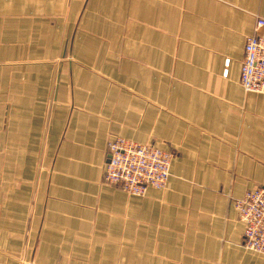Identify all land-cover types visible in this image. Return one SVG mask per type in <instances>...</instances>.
<instances>
[{"label": "crops", "instance_id": "crops-1", "mask_svg": "<svg viewBox=\"0 0 264 264\" xmlns=\"http://www.w3.org/2000/svg\"><path fill=\"white\" fill-rule=\"evenodd\" d=\"M51 4L0 0V264H264L233 206L264 186V95L240 84L264 0ZM118 137L173 155L167 189L105 182Z\"/></svg>", "mask_w": 264, "mask_h": 264}, {"label": "built area", "instance_id": "built-area-1", "mask_svg": "<svg viewBox=\"0 0 264 264\" xmlns=\"http://www.w3.org/2000/svg\"><path fill=\"white\" fill-rule=\"evenodd\" d=\"M224 75H228L227 69ZM240 84L246 93L264 95V18L257 17L254 33L246 39ZM108 153L104 178L107 184L138 197H144L150 189H167L171 178V153L151 144L119 137L108 143ZM233 206L245 226L243 247L263 254L264 186L247 191Z\"/></svg>", "mask_w": 264, "mask_h": 264}, {"label": "rangeland", "instance_id": "rangeland-1", "mask_svg": "<svg viewBox=\"0 0 264 264\" xmlns=\"http://www.w3.org/2000/svg\"><path fill=\"white\" fill-rule=\"evenodd\" d=\"M46 1H49V0H46ZM70 1H75V0H70ZM60 2H61V0H57V1L52 0V4H51L52 6H40V7L45 11H52L54 18H56L60 15H62V17L64 18L65 17L64 14H66L68 11H71L73 7L69 6V5L66 7H62V6H60L61 5ZM86 8L89 11H91V9H95L96 7L88 6ZM117 8L118 7H109V9H114L115 11L117 10ZM126 8L129 11V14L126 17V20H129V22H132V19H130L132 17V15L130 14L131 8L139 9V13H140L141 7L128 6ZM78 9H79V7H78ZM71 43H72V39L70 37H68V38L51 37L49 39H46V38L41 39V46L42 47H45V46H51V47L66 46V47H69V46H71ZM49 59H58V55L52 54V56Z\"/></svg>", "mask_w": 264, "mask_h": 264}]
</instances>
